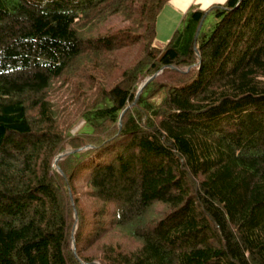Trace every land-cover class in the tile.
Segmentation results:
<instances>
[{
    "label": "trees",
    "instance_id": "16d2710c",
    "mask_svg": "<svg viewBox=\"0 0 264 264\" xmlns=\"http://www.w3.org/2000/svg\"><path fill=\"white\" fill-rule=\"evenodd\" d=\"M169 1L0 0V264H264V0Z\"/></svg>",
    "mask_w": 264,
    "mask_h": 264
},
{
    "label": "rangeland",
    "instance_id": "374dc122",
    "mask_svg": "<svg viewBox=\"0 0 264 264\" xmlns=\"http://www.w3.org/2000/svg\"><path fill=\"white\" fill-rule=\"evenodd\" d=\"M166 8L159 15L157 24V45L163 47L171 39L177 27L183 25L181 17L170 16L166 13ZM184 19V18H183ZM171 23V24H170Z\"/></svg>",
    "mask_w": 264,
    "mask_h": 264
},
{
    "label": "crops",
    "instance_id": "0c3cea01",
    "mask_svg": "<svg viewBox=\"0 0 264 264\" xmlns=\"http://www.w3.org/2000/svg\"><path fill=\"white\" fill-rule=\"evenodd\" d=\"M225 1L226 0H170L164 9L166 8L165 11L166 13H169L170 16L175 15V17H181L183 20L185 14L188 12L191 6H197L201 9H206L213 4H222Z\"/></svg>",
    "mask_w": 264,
    "mask_h": 264
},
{
    "label": "water",
    "instance_id": "95a60500",
    "mask_svg": "<svg viewBox=\"0 0 264 264\" xmlns=\"http://www.w3.org/2000/svg\"><path fill=\"white\" fill-rule=\"evenodd\" d=\"M149 81V80H148ZM138 95H139V93H138ZM138 95H137V97H138Z\"/></svg>",
    "mask_w": 264,
    "mask_h": 264
}]
</instances>
